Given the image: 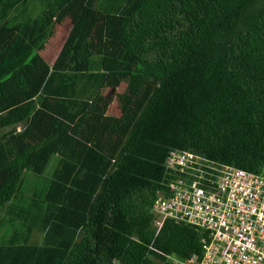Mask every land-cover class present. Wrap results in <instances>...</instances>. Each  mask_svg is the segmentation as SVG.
<instances>
[{"label":"trees","instance_id":"trees-1","mask_svg":"<svg viewBox=\"0 0 264 264\" xmlns=\"http://www.w3.org/2000/svg\"><path fill=\"white\" fill-rule=\"evenodd\" d=\"M172 149L264 168V0H0V264L199 253V228L152 224Z\"/></svg>","mask_w":264,"mask_h":264},{"label":"built area","instance_id":"built-area-1","mask_svg":"<svg viewBox=\"0 0 264 264\" xmlns=\"http://www.w3.org/2000/svg\"><path fill=\"white\" fill-rule=\"evenodd\" d=\"M169 179L151 204L157 233L166 219L202 232L201 249L172 264H264V168L248 172L188 150L165 159Z\"/></svg>","mask_w":264,"mask_h":264},{"label":"rangeland","instance_id":"rangeland-1","mask_svg":"<svg viewBox=\"0 0 264 264\" xmlns=\"http://www.w3.org/2000/svg\"><path fill=\"white\" fill-rule=\"evenodd\" d=\"M71 27V22L70 19H65L62 23L57 24L55 26V30H54V35L48 40V42L45 45V48L40 51L41 56L49 63H52L57 54L59 53L61 46L64 43L65 38L67 37V34L70 30ZM124 88V84H122L120 87H118L116 89L117 92L123 90ZM105 95H110L112 93L111 90H105L104 91ZM108 114L110 115H118L119 114V110L117 107V103L115 102V100H113L109 107H108ZM56 155H53L49 162L48 165L46 167L45 170V174H47L49 171L52 170L55 162H56Z\"/></svg>","mask_w":264,"mask_h":264}]
</instances>
